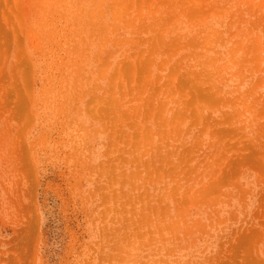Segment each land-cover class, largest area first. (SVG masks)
<instances>
[{
    "label": "rangeland",
    "instance_id": "obj_1",
    "mask_svg": "<svg viewBox=\"0 0 264 264\" xmlns=\"http://www.w3.org/2000/svg\"><path fill=\"white\" fill-rule=\"evenodd\" d=\"M0 264H264V0H0Z\"/></svg>",
    "mask_w": 264,
    "mask_h": 264
}]
</instances>
